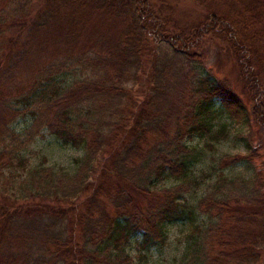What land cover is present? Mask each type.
<instances>
[{
  "label": "trees",
  "instance_id": "16d2710c",
  "mask_svg": "<svg viewBox=\"0 0 264 264\" xmlns=\"http://www.w3.org/2000/svg\"><path fill=\"white\" fill-rule=\"evenodd\" d=\"M2 1L0 264H135L132 241L140 253L162 249L167 227L186 222L180 264H259L264 174L220 171L189 205L200 153L186 141L207 137L213 150L229 135L222 117L264 130V0H193L203 13L186 21L173 16L177 0ZM204 36L225 44L243 97L205 74L166 104L169 64L195 56ZM144 75L152 93L133 96ZM46 134L83 150L73 172L28 166L23 149ZM195 210L206 224L194 225Z\"/></svg>",
  "mask_w": 264,
  "mask_h": 264
},
{
  "label": "rangeland",
  "instance_id": "374dc122",
  "mask_svg": "<svg viewBox=\"0 0 264 264\" xmlns=\"http://www.w3.org/2000/svg\"><path fill=\"white\" fill-rule=\"evenodd\" d=\"M169 2L171 4V0ZM173 5L175 7L173 16L180 21L200 19L203 13V9L195 5L193 0H177L176 4ZM10 8V5H7L2 0L0 1V11H8ZM164 47L167 48L166 46ZM223 47H225L223 42L212 39L209 36H204L199 43L195 56L186 60L175 58L173 63L169 64L170 67L164 74L169 82L168 90L165 91L167 92L166 104L169 103V100H175L173 95L176 90L180 93L179 97H181L182 90L186 91L188 85L194 82L197 76L205 74L228 79L234 87V90L242 96L241 89L243 88V84L237 79L235 65L229 53ZM166 50V57H169V49ZM161 64H159V67ZM146 65H148V61ZM147 68L145 67V70ZM181 69L182 74L179 75ZM26 76L28 75L25 74L23 76V82H26ZM152 81L153 78L151 76L144 75L135 82H131L130 86L135 92L133 96H136L142 90H148L152 93ZM178 100L180 101V98ZM219 122L226 124L229 135L226 140L215 143L213 150H209L206 147V143L211 142L207 137L194 136L186 141L189 146L194 147L200 153H197L196 160L190 166L188 173L191 179H197L199 182L195 190L186 194L188 204L194 207L197 206L198 201L207 191L213 190L214 186L218 183L220 171L230 178H247L253 175L255 170L264 174V130L253 121L249 126H242L236 125L227 118L222 117L219 119ZM218 126L216 124L214 128L216 129ZM15 128L22 129L23 124L18 123L15 125ZM250 150H254L256 155L251 160V163L247 164V162L243 161L236 165L223 166L222 162L224 160L246 154ZM22 152L29 160V167H37L44 160L45 166L52 167L54 170L63 168L68 172L74 171V159L83 154L81 148L64 146L50 134H46L41 138L37 137ZM166 184L171 185L172 181L167 180ZM261 191H264V187H262ZM195 212L197 214V220L194 225L201 226L203 222L206 224L205 218L199 216L197 210ZM190 227L187 222L168 226V240L162 249H153L149 253H140L135 241H132L126 247L125 252L133 258L135 264H180L182 253L187 244L192 242V240H189ZM259 264H264V252H262L261 262Z\"/></svg>",
  "mask_w": 264,
  "mask_h": 264
}]
</instances>
